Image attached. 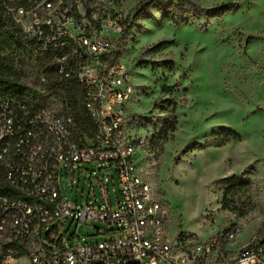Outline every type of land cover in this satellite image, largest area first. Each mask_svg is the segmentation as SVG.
<instances>
[{"label":"rangeland","instance_id":"obj_1","mask_svg":"<svg viewBox=\"0 0 264 264\" xmlns=\"http://www.w3.org/2000/svg\"><path fill=\"white\" fill-rule=\"evenodd\" d=\"M73 1L80 25L92 34L105 7L118 6L128 18L129 34L119 43L117 55L133 87L126 105L127 131L137 144L136 173L162 206L167 234L203 243L237 227L235 239L220 247L227 259L253 240L264 241V0H185L181 10L175 9V23L163 18L162 0ZM1 2L3 11L17 22L20 0ZM228 3L235 10L219 19L200 16ZM105 36L118 44L119 36ZM1 45L0 78L42 90L33 62L14 57ZM41 56L49 79L59 81L52 61ZM6 92L17 95L14 90ZM21 96L29 102V94ZM48 110L61 114L62 105L55 100ZM172 117L175 131L165 142L154 140ZM96 169L76 167L73 177L63 170L61 199L78 207L96 199L101 206ZM107 174L101 172L109 181L111 206L116 209L117 181ZM231 176L245 184L234 197L225 194V179ZM107 227L95 222L77 227L69 220L63 227L64 244L102 242L108 236L98 235L96 229ZM13 264L29 263L23 256ZM205 264H212L211 259Z\"/></svg>","mask_w":264,"mask_h":264},{"label":"built area","instance_id":"obj_2","mask_svg":"<svg viewBox=\"0 0 264 264\" xmlns=\"http://www.w3.org/2000/svg\"><path fill=\"white\" fill-rule=\"evenodd\" d=\"M16 16L21 34L33 42L36 53L50 57L59 81L81 88L91 134L81 133L82 144L72 119L0 96V264H13L23 256L29 264H205L210 259L212 264H264L262 240L242 246L233 259L225 257L226 251L220 253L240 232L237 227L203 243L182 236L172 239L165 231L166 214L135 169L137 144L126 122L133 91L130 75L113 60L117 43L105 36L122 34L127 17L122 9L105 7L93 34L70 14L65 0H41L29 10L18 8ZM84 165L97 167L92 173L101 206L96 199L81 207L61 199L63 170L73 177L76 167ZM101 172L109 173L111 181L116 178V209ZM69 220L77 227L105 224L107 229L96 231L108 238L67 246L63 227ZM20 249L25 251L18 258Z\"/></svg>","mask_w":264,"mask_h":264},{"label":"trees","instance_id":"obj_3","mask_svg":"<svg viewBox=\"0 0 264 264\" xmlns=\"http://www.w3.org/2000/svg\"><path fill=\"white\" fill-rule=\"evenodd\" d=\"M41 0H20L18 8H23L25 10H29L33 8L35 5L39 4ZM70 9V14L75 16L78 21H80V15L77 11L76 5L73 0H65ZM159 0H152L151 3L157 2ZM165 2L164 9L165 13L163 18L169 22L175 23L177 17H175V9L181 10L185 5V0L182 2L175 3L174 0H162ZM115 3L118 4L119 0H114ZM143 6V4H141ZM235 10V6L231 3L225 4L223 6L217 7L209 12L203 13L200 16L207 19L208 21L219 19L224 15L231 13ZM182 12L183 11L182 9ZM201 17V18H202ZM0 21L2 22L1 27L4 28L1 31V50L10 51L14 57L23 58L27 61L33 62L34 66L37 69V73L40 78L45 79V83L43 84L42 90H37L36 88L29 87L24 84L17 83L16 81L0 78V96L2 97H10L15 98L21 101H24L28 106L33 108H44L48 109V106L52 104L53 101H59L62 105V112L59 115L63 117H68L72 119V129L74 134L78 140L81 141L82 144H85L83 136L81 133L89 136L91 133V122L89 118L86 116L83 106H82V91L79 85L72 81H52L48 77V67L44 63H42L39 59V56L42 55L40 53H36L34 50L33 42L24 38L21 34L20 25L14 21L10 16H8L2 7V2L0 0ZM128 18L123 21V31L120 37L118 38L117 51L113 56V60H117L119 43H122L126 40L129 34V26H127ZM97 30V29H96ZM38 54V56H37ZM44 59L51 61L48 55L41 56ZM39 58V59H38ZM118 61V60H117ZM8 90L16 91V96H7ZM26 93L29 94V102L22 98L21 94ZM176 127V119L172 117L170 121L165 122L156 136H154V140H158L161 142H165L170 133L175 131ZM229 136L231 138H237V134L235 132L229 131ZM226 189L225 194L231 197L236 196L244 190L245 184L243 181L237 176H231L225 179ZM0 191H3V188L0 187ZM25 250L20 249L18 258L22 252Z\"/></svg>","mask_w":264,"mask_h":264}]
</instances>
